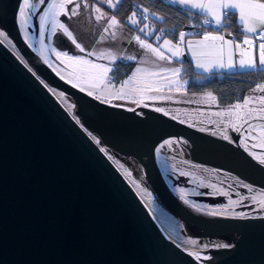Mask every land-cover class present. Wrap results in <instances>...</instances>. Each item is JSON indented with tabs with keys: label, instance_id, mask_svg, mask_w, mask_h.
<instances>
[{
	"label": "water",
	"instance_id": "1",
	"mask_svg": "<svg viewBox=\"0 0 264 264\" xmlns=\"http://www.w3.org/2000/svg\"><path fill=\"white\" fill-rule=\"evenodd\" d=\"M21 2L0 0V25L28 65L0 42V264H264V217L193 214L167 188L154 150L167 138H184L195 161L263 190L264 165L164 114L101 103L61 79L23 39ZM42 8L33 16L35 36ZM41 81L72 99L87 131ZM88 131L138 159L152 190L177 217L207 234L229 236L232 246L210 261L188 255Z\"/></svg>",
	"mask_w": 264,
	"mask_h": 264
},
{
	"label": "rangeland",
	"instance_id": "2",
	"mask_svg": "<svg viewBox=\"0 0 264 264\" xmlns=\"http://www.w3.org/2000/svg\"><path fill=\"white\" fill-rule=\"evenodd\" d=\"M79 1L80 0H76L77 3H79ZM56 2L59 3L60 1ZM66 7L70 10L74 7V5L66 4ZM103 9V12L107 14V17L103 19L104 29L107 24L108 18L113 16L112 13L114 9L109 8L106 2H103ZM145 9L146 8L139 5V9H137L138 11L135 12L136 19L138 21L136 25H132L128 22V18L132 15V12L128 16L125 23L119 22V27L110 30L117 33V37L115 40H113L108 34L104 33L103 31V35L105 36V40L103 41V49H99L98 51H96L97 54L110 51L113 53V55L116 56H136L135 60L130 61L136 63V68L128 78L124 79V81H129V83L124 84V81H122L118 85L113 84L110 81V79L108 78L109 73H107V76H105V74H103L98 68H93L91 66V64H104L109 65V67L112 68L113 64H109V61L105 58L97 59V56L94 55L97 59V61H94L89 59L88 57H85V55H76L84 57L85 59L91 61V64H83L73 63L66 58H58L56 56L55 52H53V49H55L57 52L69 53V51L59 48L54 43V37L57 34L67 39V37L64 36L63 32L58 27L56 29L55 35H52L51 32L53 16L56 12L59 11L58 9H52L46 21L44 23H40L38 36L36 38L34 37L33 30H31V32H28V27L32 28L29 12H27V22L24 23L23 26H21V20L18 15V23L21 35L26 43L35 51V53H37L41 57L44 62L45 60L48 61V63L46 64L59 77L63 76L65 81L76 84L77 88L79 89L83 87L85 89V91L83 92L87 94L88 91H92V97L95 98L99 96L101 99L107 101L106 104L118 103L125 109H131V107L141 104H148L154 108L163 109L164 112L168 113V116L175 117L190 124L192 122L190 120L191 116L196 115L208 117L216 114L222 115L223 113L230 114L231 116L235 115L237 117L245 113L246 115H248V117H250V120L253 123H264V119L259 118L261 115H264V113L261 112V108L264 106L259 103L258 99L259 97L264 96V92L254 91V89L257 88V85L252 88L244 98L245 100L249 97H252V103H250L246 108L242 107L238 112L234 110L232 106L236 104L243 105L244 100L228 106L227 110H219L215 108L218 107V104L214 95H212L211 93L204 92L200 94H194L188 92L186 88L188 81L186 80V78H184L183 67L180 66V62L183 59V55L185 54V45H183L184 43L182 45H177L174 40H172L168 36H163L162 31L155 30L153 26V24L155 23L154 20L160 19L155 15L150 14L148 10L145 12ZM34 10L35 8L33 9V11ZM46 11H49L48 6L46 7L43 14ZM67 18L68 16L63 15V13L55 16L56 20L64 23L65 26L68 27L70 31H72L71 26L68 23L69 21L67 22ZM145 25H147V27L145 28L144 32H140L139 29L144 27ZM155 25H157V23ZM0 31L5 32L1 25ZM207 32H209V30H207ZM145 33H147V35H145ZM136 36H140L142 40L146 41V43L148 44H151L153 48H158L161 52H163L165 59L161 60L152 52L141 48L135 40ZM157 37H159V39H157ZM0 41H2L11 51H13L15 55H17L25 63L8 35L7 39H4V37H0ZM165 41H169L170 43L165 44ZM129 42H133L135 47H127L126 44H128ZM177 50L179 51V59L172 55V53ZM69 55L74 54L69 53ZM25 65L27 64L25 63ZM177 67L181 69L178 76L173 75L170 71H163L164 69H173ZM137 68L141 69L139 73H137L136 71ZM185 81H187L186 84L184 83ZM122 85V95L118 96L117 93L121 91ZM259 85H264V83ZM49 89L61 103V105L73 117L76 111V105L72 101V99L54 88L49 87ZM61 94H63V100L60 99ZM213 97L214 100L211 99ZM133 101H139L140 103L137 104ZM166 103L172 107L164 105ZM69 105H74V107L69 110ZM187 116H190V118H188ZM252 129L257 133L251 135V138L253 139L251 144L254 147L264 149V126L261 124H253ZM107 153V157L111 156L113 158L111 159L113 164L129 182L131 187L135 190L139 198L150 211L157 224L172 241L184 247L195 248L196 250L208 249V245L204 243H198V239L196 237H192L191 235L189 236V234L183 229L182 223L178 219L173 217L169 211H167L158 196L150 187V184L148 183L143 170L135 160L122 156L120 154L119 157H116L108 151ZM257 155L264 156L259 154ZM121 165L123 167H121ZM137 185H139V187H137ZM257 198L259 199V195H257ZM250 203L252 205V209H261L260 205L258 203H254L252 199ZM190 240H194L196 241V243H186V241Z\"/></svg>",
	"mask_w": 264,
	"mask_h": 264
},
{
	"label": "flooded vegetation",
	"instance_id": "3",
	"mask_svg": "<svg viewBox=\"0 0 264 264\" xmlns=\"http://www.w3.org/2000/svg\"><path fill=\"white\" fill-rule=\"evenodd\" d=\"M51 2H53V0H44V4H40L39 0H30V3L36 5L34 11L33 9L28 10L29 16L31 18V24L33 22V16L39 10V8L43 6L41 12L37 16L38 32L41 23L40 17L43 15L46 7ZM79 3L81 4V6L80 8L76 9L78 15L72 16L70 19L68 17V20H66L67 22L69 21L68 23L71 26L73 35L78 39V41L81 42L88 51H93L96 53V51H98L99 49H103V41H100L99 39L100 36L103 35V19L99 21L96 20L97 13L95 12V8L99 7L103 11V2H101V0H87V3L89 5L88 8L84 7L81 0L79 1ZM31 30H33V27H28V32H31ZM37 36H35L34 33V37L36 38ZM70 42L71 41H68L65 37L60 36L59 34L55 35L54 37V43L59 48L65 49L66 51H69V53H72L74 55H85L84 53H80L78 50H76L75 46ZM126 45L127 47H134L133 42H129ZM85 57L97 61L94 55L90 57L85 55ZM110 105L121 107V105L118 103ZM164 105L172 107L167 103ZM231 105H218V107L215 108L219 110H227V107ZM137 107H143L145 109H150L153 111H155L154 109H156L148 104L133 106L131 107V109ZM159 113L164 114L162 112ZM168 117L173 119V117L171 116ZM187 117L190 118V116ZM206 117L207 116H191V124L184 121L183 124H186L196 130L210 134L220 139H223L222 134H226L231 138L232 144L239 146L249 155L250 153H253L255 155H264V149L254 147L251 144L253 141L251 135L257 133L252 129V125L261 124L264 126V123H253L250 120V117H248V115H246L245 113L241 114L238 117L235 115L231 116L227 113H223L222 115H211L207 117L208 119ZM175 120L181 122V120L177 118H175ZM233 126H235L238 131L233 130ZM169 140L173 141V143L171 145H165L163 148H161V145L164 144L165 141ZM225 141L229 142L228 140ZM245 145H247V150H245ZM191 146L192 145L189 143V141L184 138L171 137L157 144L154 150L156 165L167 188L185 208H187L193 214L205 218L237 219L238 217L234 215L237 213L247 214V218L264 217V209H252V205L250 203L253 194L259 195L260 193H264L263 189L255 187L243 181L231 172L213 166L201 164L195 161L190 154ZM250 156L253 157V155ZM128 158L135 160L145 174L144 166L138 159L132 157ZM255 160L258 162L257 159ZM181 173H186L187 175H182ZM237 181H243V183L250 185L252 187V192H249L246 188L238 186ZM211 185H215L216 189L227 191L229 193V196H224L220 193H216L215 195H213L212 193L214 192V189L211 187ZM230 185L231 187H229ZM181 189L185 190V199H188L190 202H195L201 208V211L197 212L190 206V204L186 205L184 203V200L181 199ZM193 193H207L208 195H194ZM238 193L247 197V199L243 200V202L238 205H229V197H231L232 200L240 199V195H237ZM160 201L165 206L167 211H169L173 217H175L182 223L183 229L189 234V236L191 235L192 237H196L198 239V243H204L208 245V248L214 247L219 249H227L232 246V240L229 236L205 233L202 229L181 220L171 211L169 206H167L162 200ZM222 205L227 207L229 214L208 215L209 211H219Z\"/></svg>",
	"mask_w": 264,
	"mask_h": 264
},
{
	"label": "snow or ice",
	"instance_id": "4",
	"mask_svg": "<svg viewBox=\"0 0 264 264\" xmlns=\"http://www.w3.org/2000/svg\"><path fill=\"white\" fill-rule=\"evenodd\" d=\"M81 2L83 3L85 8H88L89 5L87 3V0H81ZM101 2H106L108 7L111 9H116V6L121 2V0H101ZM172 3H182L185 5H188L192 8H196V9H200L202 11H205L208 13V15H210L212 17V20L209 19H205L204 20V24H211L212 21H215V27L216 28H221L224 20L229 17L230 15H232V10H237L239 11V18H240V23L243 25V31L247 32V33H252L253 34V38H250L248 36L244 37V44L252 46V47H257L253 44V39H259L261 41V43L258 45V52H259V60H258V64L261 67H264V32H258L257 29V24L259 25H264V2H260V0H213V3L211 4V7L213 8H218L219 11L217 13H213L209 10V5H205L203 3H197L195 2V0H171ZM40 4H44V0H39ZM66 4H73L74 7L72 9H67ZM81 4L77 3L76 0H60L59 3L56 2V0H53V3L48 5V9L49 11H46L41 17H40V21L41 23H44L49 15V13L51 12L52 9H58L59 11L56 12L53 16V23H52V35L56 34V29L57 27L63 32L64 36L67 37V39L69 41H71V44L75 46V49L78 50L80 53H85L86 56H93L96 55L97 59H101V58H105L109 61V64H115L116 61L119 60H127V61H132L136 59L135 55H120V56H116L113 55L112 52H102V53H95L93 51H88L86 50V48L82 45L81 42L78 41V39L73 35L72 31L69 30L68 27L65 26L64 23L58 21L55 19L56 15H59L60 13H63V15L68 16L69 19L72 16H76L78 15V12L76 11V9L80 8ZM18 15L19 18L21 20V26H23L24 23L27 22V12L29 9H34L36 7L35 4L30 3V0H23L22 5H18ZM145 12L147 11V9L144 10ZM95 12L97 13L96 15V20L99 21L101 19H105L107 17V14L105 12H103L101 10V8L96 7L95 8ZM147 18V17H145ZM128 22L132 25H136L137 24V19H136V13L133 12L132 15L128 18ZM119 21L116 19V17L113 15L110 18H108L107 20V24L104 27L103 31L104 33L108 34L113 40L116 39L117 37V33L115 31H110L114 28L119 27ZM147 27V25H145L144 27L140 28L139 31L140 32H144L145 28ZM145 35H147V33H145ZM185 33L181 32L180 33V41L183 42L184 41V37H185ZM0 37H4V39H7V35L5 34V32L0 31ZM219 39V40H223V36H216V35H212L211 33H209L208 35L205 36V39ZM100 41H104L105 40V36L101 35L100 36ZM157 39H159V37H157ZM136 42L139 44V46L145 50H148L150 52H152L153 54H155L159 59L163 60L165 59V56L163 54V52H161L158 48H153L151 44L146 43V41L142 40L140 38V36H136L135 37ZM2 42V41H0ZM169 41H165V44H169ZM225 43H229L231 44L230 41H225ZM237 48L240 47V45H236ZM53 52H55L56 56L58 58H66L67 60L73 62V63H83V64H91L90 60L85 59L84 57L81 56H76V55H69L68 52H57L55 49H53ZM173 56H175L177 59H179V51H174L172 53ZM45 63H48L47 60H45ZM257 64V60L255 58H249L247 60L245 59H241L240 60V67L241 68H257L258 67ZM91 66L93 68H98L103 74H105V76H107V73L112 72V68L109 67V65H96V64H91ZM235 65L231 63V61L229 62V67H234ZM25 67H27V65H25ZM197 68H203L204 71H211L210 68L205 67L204 65H202L201 63L197 62L196 64ZM220 67H223V64L220 65ZM29 71H31V69L29 68ZM137 73H139L141 71V69L137 68ZM163 71H170L173 75H179L181 69L180 68H173V69H164ZM35 74V73H34ZM135 75V74H134ZM61 79H64L63 76H61ZM43 83V81H42ZM129 83V81H124V84ZM185 84L187 83V81L184 82ZM73 87H77L76 84L72 85ZM45 87H47V85H45ZM80 91H85V89L83 87L80 88ZM122 91H123V85L121 86V91L119 93H117L118 96L122 95ZM254 91H259V92H264V85H257V88L254 89ZM88 95L92 96L93 92L92 91H88ZM96 99H99L101 103H106L107 101L104 99H101L99 96L95 97ZM60 99L63 100V94L60 95ZM214 100V97L211 98ZM259 103L264 106V96L259 97ZM253 98L249 97L248 99H245L243 102V105L241 104H236L233 105L232 108L234 110H236L237 112L242 108V107H247L250 103H252ZM134 103L139 104V101H133ZM74 107V105H69V110H71V108ZM113 107H116V105H113ZM129 111H135L134 109H128ZM157 112H164L163 109L160 108H156L154 109ZM261 112L264 113V107L261 108ZM164 115H168L167 112H164ZM259 118L264 119V115H261ZM73 119L75 120V123L77 125H80L81 128H84L85 131H87V129L85 128V126L82 124L81 120L74 114L73 115ZM173 119H175V117H173ZM247 122V121H245ZM181 123H183V121H181ZM242 126V125H241ZM233 130L238 131V129L233 126ZM88 135L90 136V138L97 144V145H101V140L98 139L97 137L93 136L91 132H88ZM222 138L224 140H228L229 143H232L231 138L226 135V134H222ZM173 143V141H165L164 144L161 145V148H163L165 145H171ZM245 150H247V145H245ZM100 151L104 152L105 155H108L107 151L105 150L104 147H100ZM250 155H253L254 159H257L258 162L261 165H264V156H258L255 155L253 153H250ZM110 160L113 159L111 156L108 157ZM121 167H123L121 165ZM182 175H187L186 173H181ZM237 185L243 188H246L249 192H252V187L248 184L243 183V181H237ZM137 187H139V185H137ZM211 187L214 189V192L212 193L213 195H215L216 193H220L224 196H229V193L227 191H223L221 189H216L215 185H211ZM231 187V185L229 186ZM181 199L184 200V203L186 205L190 204V206L192 208H194L197 212L201 211V208L195 203V202H190L188 199H185V190L181 189ZM194 195H208L207 193H193ZM237 195H240L239 193ZM247 199V197L240 195V199L239 200H232L231 197H229V205H238L240 203L243 202V200ZM252 201L254 203H258L261 207V209H264V193H260L259 194V199L257 198V195H253L251 197ZM224 214H229L228 213V209L226 206H221L219 211H209L208 215H224ZM231 215V214H230ZM235 216H237L238 218H247V214H234ZM186 243H191V244H195L196 241L194 240H190V241H186ZM189 255H196V258L199 260L200 256L199 254H194L192 252H189Z\"/></svg>",
	"mask_w": 264,
	"mask_h": 264
},
{
	"label": "trees",
	"instance_id": "5",
	"mask_svg": "<svg viewBox=\"0 0 264 264\" xmlns=\"http://www.w3.org/2000/svg\"><path fill=\"white\" fill-rule=\"evenodd\" d=\"M139 5L146 8L150 14L155 15L160 20H154L155 30L162 31L163 36H168L172 40L177 33L194 22H201L204 15L183 9L169 0H121L113 11V15L121 23H125L132 12H137ZM227 17L220 29H213L211 24L207 30H217L218 32L232 34V38L241 39L242 31L237 21L236 13ZM152 23V22H151ZM157 23V25H155ZM183 67L184 78L188 81L187 91L200 94L209 92L214 95L219 106H227L244 100L246 94L256 85L264 83V68L238 71L234 73H211L209 75L196 72L191 61L185 59L180 62ZM136 68V63L124 60H117L109 72L108 78L113 84H120L128 78ZM89 132V131H88ZM93 136L100 139L96 134ZM101 140V139H100ZM102 142V141H101ZM106 151L119 157L120 155L101 143Z\"/></svg>",
	"mask_w": 264,
	"mask_h": 264
},
{
	"label": "crops",
	"instance_id": "6",
	"mask_svg": "<svg viewBox=\"0 0 264 264\" xmlns=\"http://www.w3.org/2000/svg\"><path fill=\"white\" fill-rule=\"evenodd\" d=\"M169 2H171V0H169ZM195 2L209 5L210 6L209 10L213 13H217L219 11L218 8L211 7L213 0H195ZM260 2H264V0H260ZM173 4L178 5L179 7L183 9H187L193 12L200 13L204 15L205 19L212 20V17L208 15V13L205 11L192 8L182 3H173ZM232 12L236 13L237 21L239 23L240 29L242 30L241 39L236 40L230 37L228 34L218 32L217 30H209V32H207L205 35L200 36V37L188 38L185 40L183 44L185 45L184 46L185 54L183 55V59L181 60V62L184 61L185 59L190 60L192 67L196 72L201 73V74H206V75H209L211 73H234L238 71H245L246 69L253 70V68H247V67L241 68L240 67L241 59L247 60L249 58H255L258 64L259 53L255 51L254 47L246 45L243 42L245 36L253 38V34L243 31V25L240 23L239 11L232 10ZM211 26L213 29H218L215 27V21H212ZM256 26H257L258 32L264 29V25L257 24ZM209 33H211L212 35H216V36H223L224 39L223 40H219V39L214 40L211 38L205 39V36L208 35ZM225 41H230L231 44L225 43ZM236 45H240V47L237 48ZM230 61L232 64L235 65L234 67H229ZM197 62L201 63L205 67L210 68L211 71L206 72L204 71L203 68H197L196 67ZM221 64H223V67H220ZM259 68H264V67H261L258 64V67L255 69H259Z\"/></svg>",
	"mask_w": 264,
	"mask_h": 264
},
{
	"label": "built area",
	"instance_id": "7",
	"mask_svg": "<svg viewBox=\"0 0 264 264\" xmlns=\"http://www.w3.org/2000/svg\"><path fill=\"white\" fill-rule=\"evenodd\" d=\"M204 20H205V19H203L201 22L199 21V22L191 23V24H189L187 27L182 28V29L177 33V35L175 36V38L173 39L174 42H175L177 45H182V44L185 42V40L188 39V38L205 35V34L207 33V29H208L207 27H209L210 24H204ZM240 30H241V29H240ZM241 31H242V30H241ZM181 32H183V33L186 34L185 37H184V41H183V42L180 41V33H181ZM260 32H264V29H263L262 31H260ZM228 35H229L230 37H233L231 33L228 34ZM260 43H261V41H260L259 39H255V38L253 39V44H254L255 46H257V47L254 48L255 51H256L257 53H259V52H258V45H259ZM41 82H42V81H41ZM43 84L46 85L44 82H43ZM47 88L49 89V86H47ZM49 91H50V89H49ZM201 250H203V249H201Z\"/></svg>",
	"mask_w": 264,
	"mask_h": 264
},
{
	"label": "bare ground",
	"instance_id": "8",
	"mask_svg": "<svg viewBox=\"0 0 264 264\" xmlns=\"http://www.w3.org/2000/svg\"><path fill=\"white\" fill-rule=\"evenodd\" d=\"M178 246L183 251H185L188 255H189V252H192L194 254H199V256H200V259L199 260H201V261L202 260L203 261H210V260H212L216 256V252L220 250L219 248H214V247H210L208 249H203V250H196L195 248L184 247V246H182L180 244H178ZM190 256L196 258V255H190Z\"/></svg>",
	"mask_w": 264,
	"mask_h": 264
}]
</instances>
